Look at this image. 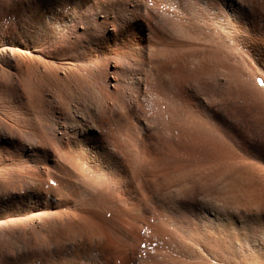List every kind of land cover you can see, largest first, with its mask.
I'll list each match as a JSON object with an SVG mask.
<instances>
[{
	"label": "rangeland",
	"instance_id": "1",
	"mask_svg": "<svg viewBox=\"0 0 264 264\" xmlns=\"http://www.w3.org/2000/svg\"><path fill=\"white\" fill-rule=\"evenodd\" d=\"M167 70L176 111L220 127L234 164L171 204L168 173L199 162L169 154L161 121L137 117L144 80ZM254 73L264 0H0V264H264L249 246L208 243L227 232L202 217L235 209L264 228Z\"/></svg>",
	"mask_w": 264,
	"mask_h": 264
},
{
	"label": "bare ground",
	"instance_id": "2",
	"mask_svg": "<svg viewBox=\"0 0 264 264\" xmlns=\"http://www.w3.org/2000/svg\"><path fill=\"white\" fill-rule=\"evenodd\" d=\"M160 63H164V62H160ZM155 69H157V67ZM36 70H37L36 67L34 68H31L29 66L27 67L28 75L31 73L37 74ZM167 72L168 70L164 73L166 76H164L163 73H162L163 75H160L158 73L151 74L150 72L151 76L146 78L145 80L143 79L144 83L142 89H144V93H143L144 103L139 102L141 103V105L142 104L143 105L141 107L142 110L140 109V112L139 111L137 112V117L138 120L140 119V121H142L145 127H152L154 126L153 123H155L157 120L161 121V123L163 124L161 125L163 126V129L161 131L164 132V134H166V139L164 138L163 142L166 145L167 149L169 150V154L178 156L179 158L186 159L188 161L196 160L199 162L198 165H196L197 167L192 170L191 169L188 170L186 168L178 166L180 168H175L170 174L168 173V176L165 179L166 181H164L167 182L164 184L166 189L162 192L167 193V194L164 193V196L167 197L168 195L169 199L167 201L171 204V203H175V198H176L175 196L178 194V193L176 194V192L182 187L188 186L187 184L189 183L192 184L193 182L194 184L196 185L199 184L200 186L206 187L207 189V187L208 186L211 187L215 181L222 180V178H224L225 168L230 167L234 164H232V161H230L227 157V155H230V158H232V153H231L232 151L230 149L227 151L225 143L222 139L219 130L220 127H218L216 124L214 125L211 124L209 122L210 120L208 121L199 112L193 111L190 107L185 106L184 104L182 105V109L180 112L176 111L175 108L178 101L172 95V93H170V91L167 90L168 85L165 82L166 78L164 79V77H167L168 75ZM168 73H173V72H168ZM260 76L263 77L264 79V74L261 75L254 73L253 74L254 81L257 79V77ZM143 80L141 79V81ZM256 85L259 87L258 84ZM127 131L126 128L123 129L122 133L120 131L121 136H119L120 134L118 136L121 140L124 139L130 140L131 138H133V136L131 137V135ZM115 139L117 140V138ZM160 145L162 146V144ZM176 160L178 159L176 158ZM204 172L207 175L209 174L210 176L209 182H208L209 178L204 177ZM211 180H213L212 183ZM202 217L204 218L203 222H207L218 227L220 225L222 228L226 229L227 232L228 239L225 240L218 238L217 240L216 239L208 240L209 239L208 238L206 239L208 240V243L212 241L215 242L216 244L217 242L218 246L222 250H226V249L231 250V248L238 249V246L240 247L241 250L249 246V248L248 249L246 248L245 251L241 250L242 253L245 252L246 254L251 255L253 258L255 257L254 260L257 259V261H260L259 258H261V255L264 254V250H263L264 247H263V243L259 240V237H262L264 235V228L260 229L259 234L256 233L255 231L259 230V227L257 228L251 223L252 221L256 222L254 221L255 220L254 218L247 216L242 217V215L238 214L237 210L235 209L234 211L232 210V212H224L222 210H219L218 208L217 209L214 208L211 205L210 208L207 210V212L203 211ZM250 226H253V228H255V231ZM249 236H251L250 239ZM205 237H209V236H205Z\"/></svg>",
	"mask_w": 264,
	"mask_h": 264
}]
</instances>
